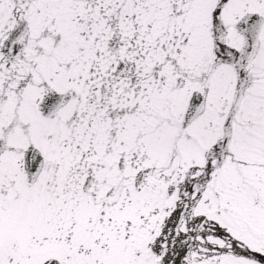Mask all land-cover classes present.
<instances>
[{
	"label": "snow or ice",
	"instance_id": "obj_1",
	"mask_svg": "<svg viewBox=\"0 0 264 264\" xmlns=\"http://www.w3.org/2000/svg\"><path fill=\"white\" fill-rule=\"evenodd\" d=\"M0 264H264V0H0Z\"/></svg>",
	"mask_w": 264,
	"mask_h": 264
}]
</instances>
